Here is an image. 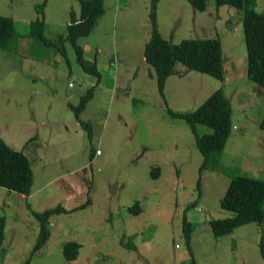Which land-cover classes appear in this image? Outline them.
<instances>
[{"label": "rangeland", "instance_id": "1", "mask_svg": "<svg viewBox=\"0 0 264 264\" xmlns=\"http://www.w3.org/2000/svg\"><path fill=\"white\" fill-rule=\"evenodd\" d=\"M42 1L0 0V14L13 18L18 36L10 48L0 47V136L24 151L33 170L29 195L0 185V264H23L26 259L27 264H264V221L241 224L218 237L209 227L210 218L232 214L219 201L233 175L264 177V91L253 95L240 90L244 82L256 83L246 75L242 10L206 0V8L194 10V15L188 0L157 2V22L165 37L175 42L197 35L221 37L235 126L218 165L202 171L198 195L202 154L185 120L170 116L166 108H195L221 86L220 79L178 62L162 97L154 70L144 59L148 36L137 45L126 28L150 30V0H121L120 5L106 0L109 32L94 29L77 39L86 59L96 56L97 81L81 68L69 40L63 55L30 37L29 22ZM71 8L79 10L77 0H46V37L56 40L65 32ZM254 8L264 10V0H255ZM123 14H128V24L122 22ZM233 60L239 68L230 75ZM90 86L93 95L80 117L89 122L91 137L69 105L77 104ZM198 128L200 133L210 131L206 125ZM153 166H159L158 177L151 174ZM87 199L84 207L54 213L49 238L32 252L39 223L31 209L58 203L71 209ZM135 200L142 206L138 214L126 209ZM183 214L193 226L190 250ZM123 234L133 248L119 241ZM72 239L80 243L79 253L66 259L62 244Z\"/></svg>", "mask_w": 264, "mask_h": 264}, {"label": "trees", "instance_id": "2", "mask_svg": "<svg viewBox=\"0 0 264 264\" xmlns=\"http://www.w3.org/2000/svg\"><path fill=\"white\" fill-rule=\"evenodd\" d=\"M194 9L204 10L206 0H188ZM79 10L69 9L66 30L52 40L44 34L43 8L46 0L36 5L37 15L29 22L28 34L35 41L53 46L65 55L64 41L69 40L75 50V57L81 68L93 74L97 81L100 70L95 58H85L83 46L77 42L78 37L89 34L97 19L104 12V0H77ZM157 2L150 0L148 19L150 34L144 43L143 54L145 61L153 68L160 95L164 97V86L167 77L176 71V63L180 62L187 68L210 74L220 80L224 79L221 39L216 36L186 37L173 41L162 35L157 22ZM216 6L229 4L242 10V30L246 48L247 77L262 88L264 87V10L254 8L255 0H214ZM18 41L14 28V20L8 15L0 14V47L10 48ZM93 95V86L87 88L80 96L77 104L69 102L77 121L88 131L89 122L80 117L87 101ZM167 113L172 117L185 120L194 134L195 144L202 154L198 167L197 188L201 194V173L204 170L215 169L223 152L232 128V104L224 89L219 86L210 92L203 101L191 110H174L167 105ZM206 125L210 131L200 133L198 125ZM32 135L25 142L27 146ZM159 166H153L151 174L158 176ZM33 170L28 156L22 149H15L7 144L0 136V185L8 190L16 191L24 196L31 192ZM85 202L66 209L61 203L43 210L31 209L39 223V232L32 252L39 249L50 236V217L57 212L70 211L84 207ZM220 205L232 212L225 217L209 219V227L216 237L230 233L234 228L248 222L262 223L264 221V177L248 173L233 175L220 198ZM194 204V202H192ZM137 202L127 205L131 212H138ZM192 222L185 214L182 217L184 240L190 250L192 238ZM4 238V219L0 215V247ZM125 247L133 248L132 241L125 240V234L119 240ZM80 243L76 240H66L62 244V253L66 259H74L79 251ZM260 250L264 257V242H260ZM28 259L23 264H27ZM194 263L192 260L191 264Z\"/></svg>", "mask_w": 264, "mask_h": 264}, {"label": "crops", "instance_id": "3", "mask_svg": "<svg viewBox=\"0 0 264 264\" xmlns=\"http://www.w3.org/2000/svg\"><path fill=\"white\" fill-rule=\"evenodd\" d=\"M105 1L106 0H104V12L100 15V17L97 19V21H96V24L94 25V27H93V29L92 30H94V29H100V30H103V32L105 33V34H107L108 32H109V29H107V26L109 27L110 26V17H111V15L108 13L107 14V9H106V6H105ZM121 0H117V4L118 5H120L121 4ZM194 10H196V9H193V14L194 15H196V13L194 12ZM113 16L116 18V12H114L113 13ZM127 17H128V14H123L122 16H121V20H122V22L124 23V24H128L125 20L127 19ZM111 27V26H110ZM159 27V26H158ZM126 28H127V30H128V35H129V40H133V41H135V43L137 44V45H139L140 43H142L143 41H144V39H145V37H146V35L149 37V34H150V30L148 29V30H145V31H143V30H141V29H132V26L131 25H127L126 26ZM160 30V29H159ZM92 32V31H91ZM90 32V33H91ZM161 32V31H160ZM89 33V34H90ZM163 35V34H162ZM164 36V35H163ZM148 37H147V39H148ZM197 37H199L198 35H197ZM219 37H220V35H219ZM146 39V40H147ZM220 39H221V37H220ZM85 55V54H84ZM86 57V56H85ZM94 57L96 58V56L94 55ZM88 59V58H87ZM233 63L234 64H232V66H231V68H230V71H228L229 72V74L230 75H233L235 72L237 73L238 72V68H239V63L238 62H236L235 60H233ZM246 65V64H245ZM186 68V67H185ZM224 68V67H223ZM184 69V68H183ZM187 69V68H186ZM176 73V72H175ZM172 75V74H171ZM246 75H247V72H246ZM170 76V75H169ZM168 76V77H169ZM167 77V78H168ZM227 79H228V76H227V74H225L224 75V79L223 80H220L221 81V87L224 89V91H225V93L228 95V97H229V99H230V101L232 100V97H231V94H232V90H230V94H228L227 92H226V84H227ZM246 79H248V78H246ZM167 80V79H166ZM246 81H250L249 79L248 80H246ZM166 84V83H165ZM238 87V86H237ZM239 88V87H238ZM257 89H258V91L259 92H263L264 90H263V88L259 85V84H257V83H252V82H244V86H243V88L242 89H240V90H243V91H246V92H250V90H252L251 91V93L254 95V92H256L257 91ZM31 93H33L34 91H30ZM258 92V93H259ZM231 104H232V101H231ZM235 114H234V111H233V105H232V120L233 119H236V117L234 116ZM233 123V122H232ZM232 126H235V124H233ZM29 134V133H28ZM28 134H26V136H28ZM227 142V141H226ZM226 146V145H225ZM224 149H225V147H224ZM223 149V150H224ZM222 154V153H221ZM257 166H259V165H257ZM256 166V167H257ZM243 173V172H242ZM244 173H247V172H244ZM159 174V173H158ZM249 174V173H248ZM254 176H256V175H254ZM158 177V176H157ZM20 195H22V194H20ZM23 196V195H22ZM134 202H137L138 203V205L136 206L137 208H139V211L138 212H136V214H138L139 212H141L142 211V206L140 205V203H139V201L138 200H135V201H130V204H133ZM130 204H128V205H130ZM126 209H127V207H126ZM128 210V209H127ZM129 211V210H128ZM131 212V211H130ZM135 213V212H134ZM246 224V223H245ZM192 238H193V235H192ZM191 238V239H192Z\"/></svg>", "mask_w": 264, "mask_h": 264}]
</instances>
